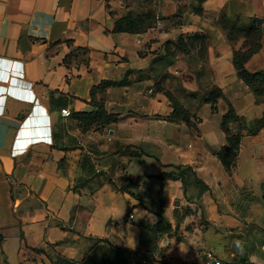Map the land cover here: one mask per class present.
Here are the masks:
<instances>
[{"label":"crops","instance_id":"1","mask_svg":"<svg viewBox=\"0 0 264 264\" xmlns=\"http://www.w3.org/2000/svg\"><path fill=\"white\" fill-rule=\"evenodd\" d=\"M116 5L0 0V264H205L208 250L224 264L235 256L264 264L252 244L264 233V126L242 137L232 173L216 154L227 143L221 121L229 103L249 126L264 114V98L233 62L235 50L248 48L245 38L229 40L221 16L262 19L264 31V0H159L156 25L143 33L113 29L123 15ZM167 42L177 49L174 83L153 66ZM245 67L264 70V32ZM104 81L110 119L98 113L102 93L92 98ZM213 85L224 95L217 110L176 95L190 114L172 117L166 87ZM180 164L208 186L200 194L208 222L178 241L185 188L155 176ZM160 213L168 231L148 225Z\"/></svg>","mask_w":264,"mask_h":264},{"label":"trees","instance_id":"2","mask_svg":"<svg viewBox=\"0 0 264 264\" xmlns=\"http://www.w3.org/2000/svg\"><path fill=\"white\" fill-rule=\"evenodd\" d=\"M200 3L204 0H198ZM157 22V11L154 5L149 8L140 11L134 12L133 10H129L127 13L118 17L115 21L114 30L118 31H128L133 33H143L150 28L154 27ZM263 22L262 19L254 18L250 21H246L242 17H236L231 19L227 17L225 14L221 16V24L223 28L227 31V35L229 40H237L241 37L245 38L244 46L248 47L246 50L239 49L235 50L233 62L234 65L240 75L241 78L245 80V82L251 87L254 93L257 96V99L260 100L264 98V70L259 72H249L245 63L249 60V58L253 55V53H258L261 48V40L263 37V30L261 26H259ZM179 50L182 52L187 51L186 45L181 38L178 41ZM206 45L203 46L201 55H203L206 50ZM77 50L83 51L85 54L88 53V49L78 48ZM177 49L172 46L171 42L166 43V53L162 57H156L153 66L156 68L157 63L164 61L165 67L172 64L176 60ZM111 84L109 81H104L99 86L93 87L92 89V98L96 99L95 93L96 90L102 93L101 101L98 103L99 105V114L104 115L107 119L113 118L111 115H105V111L103 110L104 96L106 88ZM168 96L171 98L174 106V111L172 117L175 119H185L189 117V111L179 102H177L171 93H169L166 89H164ZM224 96L223 91L214 87L210 94L205 98L206 102H210L212 104L213 110H217V102L220 97ZM231 103H229L228 111L223 115L221 126L227 132V143L223 145L217 152V156L221 160L223 167L232 173L235 170L237 165V157L241 147L242 137L245 134H255L260 132L261 128L264 126V114L256 119L253 124L248 125V121L245 117L240 116ZM97 113V112H96ZM238 123V130L236 132L231 131L230 125L232 123ZM174 170L165 171L157 176L156 178L160 179L163 183L167 179H175L181 180L183 183V187L185 188V197L188 194L187 184L189 181H193L197 187H199V192L197 195L205 191L208 186L205 182L197 175L195 169L191 167V165H173ZM264 189V182H263ZM164 192V184H162L160 190L156 195H154L155 199L161 200L163 198ZM187 193V194H186ZM185 205L183 204V207ZM166 219V217L160 213L159 220H155L154 222L149 221L148 225H150L153 229L166 230L168 231L172 224ZM3 239V234L0 232V242Z\"/></svg>","mask_w":264,"mask_h":264},{"label":"rangeland","instance_id":"3","mask_svg":"<svg viewBox=\"0 0 264 264\" xmlns=\"http://www.w3.org/2000/svg\"><path fill=\"white\" fill-rule=\"evenodd\" d=\"M158 1L159 0H116L117 5L114 8L115 9L114 11L118 15L125 14L129 10H133L134 12H140V11H143V10L149 8L152 5L155 6V3L158 4ZM206 53H208V51H206ZM202 58H205L204 60L208 59V57L206 55H204ZM176 60L172 64L168 65L167 67L164 66L165 65L164 61L159 62V64L167 70L168 75H165V77L167 79H169V81L167 83H174V79L177 82H178V80H180L179 79L180 76L178 74H176V73H174V75L169 74V72H170L169 69L171 68V66H173L175 64ZM176 75H178V76H176ZM214 87H218V86L213 85L209 90L204 89V87H203V89L188 90V91L177 90V89H175V90L173 89L171 91V89L166 87V90L172 94V96L174 97V99L177 102L181 103L185 107V105L183 104L184 101L180 98L178 99V97H176V95L182 96V97H188V96L189 97H193V96L198 97L199 96L201 101L202 100L205 101V98L210 94L211 90ZM173 92H175L176 94ZM187 189H188V194L184 199V205L185 206L184 207L182 206L181 208L178 209V213L176 216L177 223L182 222V223H184V227H185V230L183 229L181 234L179 232L175 233L178 241L181 239H185V236H187V233L191 231L190 229L192 226H194V225L201 226V225H204V222L205 223L208 222L204 218L205 207L203 206V204L200 200L201 195L200 196L197 195L199 192V187H197V185H195V183H193V181H189L187 184ZM263 194H264V192H263ZM252 244L256 248V250H258L260 252H262V251L264 252V233L254 237V238L252 237ZM260 260L264 261L263 255L260 256ZM231 263L232 264H252L251 262L248 261L247 258H245L243 256L242 257L235 256L233 258V261H231Z\"/></svg>","mask_w":264,"mask_h":264},{"label":"built area","instance_id":"4","mask_svg":"<svg viewBox=\"0 0 264 264\" xmlns=\"http://www.w3.org/2000/svg\"><path fill=\"white\" fill-rule=\"evenodd\" d=\"M69 110H64V115H69ZM130 218H134V215L131 213ZM205 264H224L223 261L217 257V255L214 253V251L208 250L205 254L204 259Z\"/></svg>","mask_w":264,"mask_h":264},{"label":"water","instance_id":"5","mask_svg":"<svg viewBox=\"0 0 264 264\" xmlns=\"http://www.w3.org/2000/svg\"><path fill=\"white\" fill-rule=\"evenodd\" d=\"M180 202L179 201H177V204H179Z\"/></svg>","mask_w":264,"mask_h":264}]
</instances>
